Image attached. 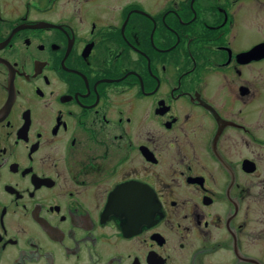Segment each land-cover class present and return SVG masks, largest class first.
I'll list each match as a JSON object with an SVG mask.
<instances>
[{
  "label": "flooded vegetation",
  "instance_id": "1",
  "mask_svg": "<svg viewBox=\"0 0 264 264\" xmlns=\"http://www.w3.org/2000/svg\"><path fill=\"white\" fill-rule=\"evenodd\" d=\"M0 264H264V0H0Z\"/></svg>",
  "mask_w": 264,
  "mask_h": 264
}]
</instances>
